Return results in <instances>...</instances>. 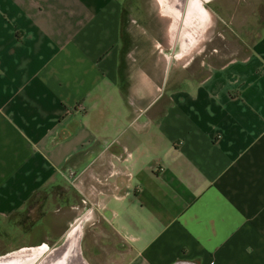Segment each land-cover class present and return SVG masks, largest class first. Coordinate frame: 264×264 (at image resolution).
Masks as SVG:
<instances>
[{
  "label": "crops",
  "instance_id": "obj_1",
  "mask_svg": "<svg viewBox=\"0 0 264 264\" xmlns=\"http://www.w3.org/2000/svg\"><path fill=\"white\" fill-rule=\"evenodd\" d=\"M155 1L166 42L211 20L212 0ZM120 22V0H0V234L45 230L0 244V264H96L94 209L122 241L107 264H264V18L245 55L144 104L120 88ZM69 189L90 208L55 231L48 202L76 210Z\"/></svg>",
  "mask_w": 264,
  "mask_h": 264
},
{
  "label": "rangeland",
  "instance_id": "obj_2",
  "mask_svg": "<svg viewBox=\"0 0 264 264\" xmlns=\"http://www.w3.org/2000/svg\"><path fill=\"white\" fill-rule=\"evenodd\" d=\"M120 3L118 79L122 94L134 104H144L157 92L197 81L211 67L245 55L264 18V0H212L209 2L211 20L197 41L192 44L180 41L181 30L188 32L190 28L177 26L174 41L166 42V17L159 14L155 0H120ZM64 172L70 188L74 172L70 168H65ZM70 189L69 202L79 203L76 210L60 209L53 213L55 202H48L46 220L53 219L55 231L62 225L60 220L70 218L73 212L85 213L90 208L87 197L83 199L80 192L74 190L75 194ZM51 192L50 200H53ZM83 193L86 195V191ZM42 196L43 193L34 194L28 202L31 222L42 214L38 208ZM87 213L82 228L84 252L92 262L107 264L109 255L118 256L114 251L123 247L122 241L98 210ZM22 219L16 217L15 221ZM38 222L26 231H19L17 227L7 229V233L0 234V244L45 239L44 226Z\"/></svg>",
  "mask_w": 264,
  "mask_h": 264
},
{
  "label": "bare ground",
  "instance_id": "obj_3",
  "mask_svg": "<svg viewBox=\"0 0 264 264\" xmlns=\"http://www.w3.org/2000/svg\"><path fill=\"white\" fill-rule=\"evenodd\" d=\"M192 41H193V40H192ZM192 41H191V43H192ZM73 231H74V230H71V231H70V234L67 235V239H69V240L71 239V236L73 235Z\"/></svg>",
  "mask_w": 264,
  "mask_h": 264
},
{
  "label": "flooded vegetation",
  "instance_id": "obj_4",
  "mask_svg": "<svg viewBox=\"0 0 264 264\" xmlns=\"http://www.w3.org/2000/svg\"><path fill=\"white\" fill-rule=\"evenodd\" d=\"M192 43H193V41H192ZM192 43H191V44H192Z\"/></svg>",
  "mask_w": 264,
  "mask_h": 264
}]
</instances>
